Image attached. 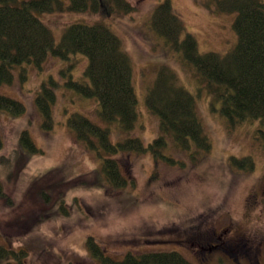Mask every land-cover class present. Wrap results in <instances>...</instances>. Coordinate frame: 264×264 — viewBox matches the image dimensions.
Masks as SVG:
<instances>
[{
  "label": "rangeland",
  "instance_id": "1",
  "mask_svg": "<svg viewBox=\"0 0 264 264\" xmlns=\"http://www.w3.org/2000/svg\"><path fill=\"white\" fill-rule=\"evenodd\" d=\"M163 1L128 0L132 9L125 11L110 0H101L96 12L38 14L52 30L56 44L72 23H103L121 38L132 60L137 95L138 117L132 129H123L118 120L104 121L99 100L71 84L90 83L85 73L89 59L80 52L68 58L50 54L41 65H15L13 83L0 87L2 94L26 107L18 116L0 109V183L5 193L0 196V242L13 249L25 248L27 264H103L92 253L91 236L105 255L116 260L128 252L176 250L192 264H264V125L256 117L234 122L225 116L197 68L151 28V15ZM171 2L202 53L225 55L235 47L237 12H215L197 0ZM161 65L173 69L194 95L212 143L210 152L196 154L193 146L183 150L172 133L163 134L165 144L150 147L162 131L146 96ZM45 86L55 92L50 126H45L47 120L36 105ZM74 113L109 128L113 142L138 137L148 148L115 155L103 147L92 148L68 124ZM24 130L39 151L18 172L4 167L1 160L21 150ZM24 156L25 151H19L16 161ZM111 156L128 179L124 188L108 185L94 171ZM244 157L250 160L237 161ZM57 167L63 176L60 186L66 185L60 189L67 212L59 208L62 198L53 184L42 178ZM79 178L86 183L69 185ZM221 235L244 242L249 255L211 253L207 243L220 241Z\"/></svg>",
  "mask_w": 264,
  "mask_h": 264
},
{
  "label": "trees",
  "instance_id": "2",
  "mask_svg": "<svg viewBox=\"0 0 264 264\" xmlns=\"http://www.w3.org/2000/svg\"><path fill=\"white\" fill-rule=\"evenodd\" d=\"M197 1L215 12H237L234 29L238 41L227 54L202 53L196 37L186 32L185 24L175 12L171 0L156 6L150 19L151 28L169 46L182 52L188 64L197 68L209 92L221 102L220 110L225 116L234 122L256 117L264 125V0ZM110 2L125 11L132 9L128 0ZM100 3L101 0H69L68 3L64 0H0V87L13 83L12 69L15 65L24 62L41 65L50 54L68 58L71 53L80 52L89 59L85 73L90 83L71 81V84L85 96L99 100V114L104 121L111 123L118 120L123 129H132L138 117L137 95L132 79V60L123 50L121 38L103 23H72L64 29L60 42L56 44L52 30L38 15L65 10L96 12L100 10ZM154 78L146 103L150 111L159 117L162 135L150 147L154 149L156 144H165L163 134L172 133L183 150L193 146L196 154L210 152L212 143L198 116L194 95L183 87L178 74L167 65L159 66ZM54 100V89L46 86L37 97L36 105L47 120L45 126H50L52 122L51 103ZM0 109L10 110L15 116L26 111L21 101L1 92ZM68 124L79 140L87 142L92 148L103 147L112 155L148 148L138 137L113 142L109 128L94 123L80 113L72 114ZM19 147L21 150L17 148L11 157L1 160L4 167L18 169V172L29 156L39 151L28 130L22 132ZM2 148L3 140L0 138ZM19 151H25V156L16 161ZM249 160L250 157H244L242 161H237L247 163ZM101 164L99 169L94 170L98 178L101 176L115 188L127 185L128 179L115 157L105 158ZM42 178L53 184L57 196L62 198L59 208L67 212L64 191L60 189L66 186H60L63 179L61 168L50 170ZM79 179L69 185L86 183ZM2 189L0 183V196L5 194ZM88 243L95 258L103 264H192L176 250L141 254L128 252L123 259L116 260L105 255L94 237L91 236ZM27 253L23 247L13 249L0 242V264H27Z\"/></svg>",
  "mask_w": 264,
  "mask_h": 264
},
{
  "label": "flooded vegetation",
  "instance_id": "3",
  "mask_svg": "<svg viewBox=\"0 0 264 264\" xmlns=\"http://www.w3.org/2000/svg\"><path fill=\"white\" fill-rule=\"evenodd\" d=\"M208 250L212 252H219V250H223L224 252H227L229 254H237L238 252L242 251L245 254L249 255L248 247H246V244L244 242H241L240 240H227L224 239L223 236H220V241L217 242H208ZM245 247V248H244ZM202 248H206L202 245ZM204 251V250H203Z\"/></svg>",
  "mask_w": 264,
  "mask_h": 264
}]
</instances>
